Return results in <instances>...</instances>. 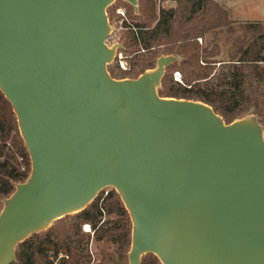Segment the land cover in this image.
Instances as JSON below:
<instances>
[{
	"label": "water",
	"instance_id": "1",
	"mask_svg": "<svg viewBox=\"0 0 264 264\" xmlns=\"http://www.w3.org/2000/svg\"><path fill=\"white\" fill-rule=\"evenodd\" d=\"M115 1L0 0V90L32 167L0 212V264L106 188L132 221L130 264H264V126L161 97L174 55L113 78Z\"/></svg>",
	"mask_w": 264,
	"mask_h": 264
},
{
	"label": "trees",
	"instance_id": "2",
	"mask_svg": "<svg viewBox=\"0 0 264 264\" xmlns=\"http://www.w3.org/2000/svg\"><path fill=\"white\" fill-rule=\"evenodd\" d=\"M174 1L175 7L158 10L155 0H139L138 13L125 2L128 17L138 28L137 32H123L127 36L124 52L136 53L131 68L137 72L132 78L154 69L162 55L177 56L179 60L166 69L161 97L204 102L227 123L252 113L264 126V24L237 23L216 0ZM237 24L252 32L253 38L247 44L237 42L228 51V58L222 59L221 34ZM200 37L207 38L211 46L200 44ZM108 69L117 78L115 70ZM176 71L181 73L182 82L174 79ZM31 168L17 116L0 90V212L16 184L28 179ZM85 224L91 226L93 237L84 232ZM92 239L98 247L103 244L99 262H94L90 253ZM131 241L128 210L115 189L104 190L85 210L57 220L18 244L12 264H129ZM159 263L154 254L141 261Z\"/></svg>",
	"mask_w": 264,
	"mask_h": 264
},
{
	"label": "rangeland",
	"instance_id": "3",
	"mask_svg": "<svg viewBox=\"0 0 264 264\" xmlns=\"http://www.w3.org/2000/svg\"><path fill=\"white\" fill-rule=\"evenodd\" d=\"M163 1H164V6H165L164 8H171L173 6V4H174V7L176 6V2H174V3L172 2L173 0H163ZM216 1L220 2L221 4H223V6L229 11L230 16L232 18V16H233V10L232 9H229L226 4H224V3L221 2V0H216ZM117 4H120L121 6H124L127 9V12H129L128 6L125 4V2L118 1ZM156 4H157V2H156ZM132 9H133L134 13H138V11H136V9L134 7ZM157 9L159 10L158 4H157ZM138 10H139V7H138ZM110 14H111V10H110ZM111 18L113 19V15L110 16V19ZM247 23H259V22H247ZM252 34L253 33L252 32H249L247 30V28L241 27L239 24H237L233 30L225 31L223 34H221V37H220V44H221L222 49H223V54L221 55L220 58L227 59L228 58V51L230 49H232L233 46L237 42H239L240 44H247L253 38V35ZM203 39H204L203 40V43H200L199 42L200 44H203L205 46H208V45L211 46V44H208V42H210V41H208L207 38H203ZM119 44H122L123 45V48H124V46L127 47V36L124 35L123 33L121 35V40H120V43ZM135 54H136L135 52H124V56H125V58L128 61V67H129L128 71H123L120 68V66H119V59L117 57H115V59L112 62V64L108 66V68L111 66L115 70V76L117 77L116 79L132 78V76H134L136 74L137 71L136 70L135 71H132V68H131V63L134 60L132 58H135V56H136ZM141 55L146 56L147 54L146 53H142ZM173 76H174V73H173ZM121 77H124V78H121ZM251 116H256V115H254L252 113H249V114H246V115H244L242 117H239L237 119L245 118V117H251ZM110 190H111V188H106L105 189V191H110ZM3 206H4V201H3ZM72 215H74V214H72ZM84 226H83V230H84ZM84 232H85V230H84ZM92 237H93V235H92ZM99 246L101 247V246H103V244L100 243ZM100 247H98V244H96L95 242H93V239H92V241L90 243V253L93 256V261L94 262H99V260H100L99 259L100 258V256H99V249H100ZM111 250H113V247H111ZM145 256L146 255H144L142 257V260H143V258ZM56 263H60L58 259L56 260ZM159 264H162V263L160 262Z\"/></svg>",
	"mask_w": 264,
	"mask_h": 264
},
{
	"label": "built area",
	"instance_id": "4",
	"mask_svg": "<svg viewBox=\"0 0 264 264\" xmlns=\"http://www.w3.org/2000/svg\"><path fill=\"white\" fill-rule=\"evenodd\" d=\"M118 1L127 2L126 0H116L109 8H108V16L110 18L113 15V19H110V23L112 24V31L109 37L106 40V43L109 46H113L115 44H119L121 40V35L124 31H134L137 32L138 28L133 24V22L128 17L127 9L120 4H117ZM139 1V0H138ZM159 6V9L164 6L163 0H155ZM129 3V2H128ZM133 6V5H132ZM134 7V6H133ZM139 7V6H138ZM135 8V7H134ZM109 10L112 11L111 15H109ZM200 43H203V38H198ZM112 44V45H111ZM144 52V50H143ZM116 57L119 59V66L123 71H128V61L124 56V50L119 49L117 51ZM174 78L178 82H182V75L179 71L174 72ZM84 230L87 233L94 234L92 228L89 224L84 226Z\"/></svg>",
	"mask_w": 264,
	"mask_h": 264
},
{
	"label": "clouds",
	"instance_id": "5",
	"mask_svg": "<svg viewBox=\"0 0 264 264\" xmlns=\"http://www.w3.org/2000/svg\"><path fill=\"white\" fill-rule=\"evenodd\" d=\"M233 10L237 23L259 22L264 24V0H221Z\"/></svg>",
	"mask_w": 264,
	"mask_h": 264
},
{
	"label": "crops",
	"instance_id": "6",
	"mask_svg": "<svg viewBox=\"0 0 264 264\" xmlns=\"http://www.w3.org/2000/svg\"><path fill=\"white\" fill-rule=\"evenodd\" d=\"M172 2L174 3V2H176V1L173 0ZM217 2H218V1H217ZM218 3H219L221 6H223V4H221L220 2H218ZM172 7H174V4H173ZM223 7H224V6H223ZM224 8H225V7H224ZM225 9H226V8H225ZM228 12H229V11H228ZM229 15H230V13H229ZM230 18H231V16H230ZM231 19H232V18H231ZM232 20H233V19H232Z\"/></svg>",
	"mask_w": 264,
	"mask_h": 264
}]
</instances>
